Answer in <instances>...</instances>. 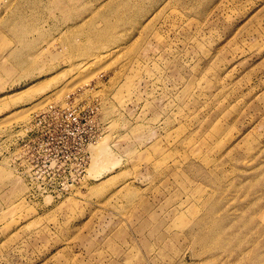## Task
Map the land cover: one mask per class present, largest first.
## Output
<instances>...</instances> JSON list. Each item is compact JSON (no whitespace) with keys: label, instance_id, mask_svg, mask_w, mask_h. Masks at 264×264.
<instances>
[{"label":"rangeland","instance_id":"1","mask_svg":"<svg viewBox=\"0 0 264 264\" xmlns=\"http://www.w3.org/2000/svg\"><path fill=\"white\" fill-rule=\"evenodd\" d=\"M73 99L85 178L31 194L17 135ZM0 264H264V0H0Z\"/></svg>","mask_w":264,"mask_h":264},{"label":"built area","instance_id":"2","mask_svg":"<svg viewBox=\"0 0 264 264\" xmlns=\"http://www.w3.org/2000/svg\"><path fill=\"white\" fill-rule=\"evenodd\" d=\"M101 133L94 107L74 99L51 102L35 112L17 135L16 158L29 192L63 195L80 185L90 162V145Z\"/></svg>","mask_w":264,"mask_h":264},{"label":"bare ground","instance_id":"3","mask_svg":"<svg viewBox=\"0 0 264 264\" xmlns=\"http://www.w3.org/2000/svg\"><path fill=\"white\" fill-rule=\"evenodd\" d=\"M99 150H100V151H102V150H103V148H102L101 146H99Z\"/></svg>","mask_w":264,"mask_h":264}]
</instances>
